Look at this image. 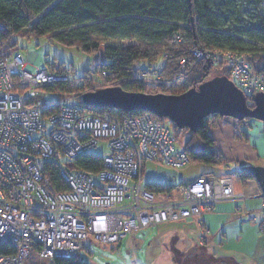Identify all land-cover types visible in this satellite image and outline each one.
<instances>
[{"label": "built area", "instance_id": "1", "mask_svg": "<svg viewBox=\"0 0 264 264\" xmlns=\"http://www.w3.org/2000/svg\"><path fill=\"white\" fill-rule=\"evenodd\" d=\"M223 62L228 78L244 93L264 92V71L253 70L246 55L213 46H193L177 65L181 71L199 60ZM20 50L0 52V243L14 252L0 255V264H24L38 247L42 259L74 258L91 236L114 243L134 230L163 222L200 217L220 201L260 197L264 231V188L252 195L226 188L227 179L201 173L166 197L144 189V163L173 168L190 162L174 147L168 120L143 112L119 117L84 103L79 78L59 64L25 70ZM105 71L91 77L102 87ZM137 78L149 83L169 81L157 63L139 69ZM102 143L101 168L90 173L72 166L76 156ZM57 165L65 189L58 190L46 162ZM199 239L208 230L199 222Z\"/></svg>", "mask_w": 264, "mask_h": 264}, {"label": "trees", "instance_id": "2", "mask_svg": "<svg viewBox=\"0 0 264 264\" xmlns=\"http://www.w3.org/2000/svg\"><path fill=\"white\" fill-rule=\"evenodd\" d=\"M261 1L0 0V52L11 49L18 34L47 36L86 54L101 52V61L95 64L94 69H85L79 77L76 90H80L81 94L95 89L91 77L102 71L106 74L103 86L119 85L125 90L147 93H180L212 76H228L223 62L212 63L203 59L181 71L177 62L193 46H213L241 52L246 55L247 63L253 70L264 71V15L260 8ZM9 39H12V43L6 44ZM138 61L145 64L137 66ZM150 63H157L160 72L170 82L149 83L137 78L139 69ZM216 67L223 68L226 74L219 69L216 71ZM59 68L63 69L61 65ZM179 83L182 88L175 90ZM253 95L245 93L249 107L254 106ZM101 108L121 118L146 112ZM216 115H208L203 124L193 131L186 127L178 128L168 120L175 140L182 129L189 132L182 149L190 160L212 166L226 163L209 133V119ZM262 131L264 134V123ZM72 166L96 173L101 168V156L94 152L78 155ZM46 168L50 183L58 190L65 189L57 165L49 161ZM235 172L241 179H254L251 174L240 171L239 167ZM181 184L147 181L143 186L150 193L166 197L179 189ZM37 250L38 247L24 264H41L32 256L38 255ZM13 252L12 243H0V255ZM48 259L51 264H87L79 255Z\"/></svg>", "mask_w": 264, "mask_h": 264}, {"label": "rangeland", "instance_id": "3", "mask_svg": "<svg viewBox=\"0 0 264 264\" xmlns=\"http://www.w3.org/2000/svg\"><path fill=\"white\" fill-rule=\"evenodd\" d=\"M260 8L264 15V0L261 1ZM14 40L16 43L11 50L18 49L22 52L24 57L28 59V62L25 65V70L31 73L35 72L36 68L43 64L56 63L69 70L75 77L79 78L85 69L93 70L95 64L101 61L102 57L100 51L96 54H86L77 50L73 46H67L53 41L47 36L33 37L21 36L18 34L14 37ZM10 43H12V39H9L6 42V44ZM144 64L145 62L143 61L137 62V66L140 67ZM218 69L219 71H224L223 68H215L216 71H218ZM229 79L231 80V78ZM169 82L170 81H167L166 83ZM181 88L182 85L179 83L175 87V90ZM166 119L169 120L168 118ZM219 119H222L220 126L223 128L230 127L232 130V143L227 144L226 149L234 152L236 154L235 156L239 155L248 159L253 153L252 146L249 144L248 130L250 131L251 138H254V133L256 132L255 125L256 123L258 124L262 122L254 118L237 120L228 116L216 115L209 119L208 123L211 125L210 128L218 127ZM188 133L189 132L186 129H182L177 140L174 142L176 150H181L183 148L184 141L189 135ZM92 151L95 154L102 156L105 148L102 143H98ZM251 162L257 161L255 160ZM222 165H226L225 169H227V172L233 177L234 188L236 190L237 175L233 170L239 167L238 164L236 161L230 160ZM143 169V183L147 181L178 183L202 173L205 169H212V171L219 174L218 172H221L220 169H222V167L206 165L199 160L192 159L186 165L176 168L147 161L145 162ZM173 194L176 193L173 192ZM169 223L170 222H163L139 230H134L118 242L114 243H99L93 237L88 236L84 240L85 246L79 251V257L87 264H184V261L182 260L183 257H180L181 255L172 254V252L169 251V248L166 249L165 246L164 248L161 246V234L166 227L172 225ZM233 241L235 242V239ZM211 247L212 246L203 248L206 254L203 256V263L205 264L216 259L229 261L232 258L234 260H239L238 255L232 252L229 255L230 257H224L221 253H212ZM32 256H34L41 264H51L49 259L39 258L36 254ZM172 258H174V260Z\"/></svg>", "mask_w": 264, "mask_h": 264}, {"label": "crops", "instance_id": "4", "mask_svg": "<svg viewBox=\"0 0 264 264\" xmlns=\"http://www.w3.org/2000/svg\"><path fill=\"white\" fill-rule=\"evenodd\" d=\"M221 121L222 119H219L218 127L210 128L209 133L224 159L226 161H236L239 167L244 164H264L262 123H256L254 138H251L248 130L249 144H251L253 149L252 155L248 158L251 159L248 160L239 155L235 156L234 152L226 149V145L232 143V130L230 127L223 128L220 126ZM255 160L257 162H251ZM220 167L222 169H220L221 172H218L219 174L212 171V169H205L202 173H213L218 177L227 179L226 188L234 192L252 195L262 190L255 179H241L235 172L237 169H234L233 171L237 175V189L235 190L233 177L225 169L226 165H221ZM195 176L180 182H187ZM261 201L262 198L260 197H250L241 201H220L215 203L209 212L203 213L200 217H190L170 222L169 224L172 225L166 227L161 234V246L163 248L165 246L166 249L169 248L172 254L181 255L180 257H183L184 264L203 263V256L206 255L203 248L210 246H212V253H221L225 257L232 252L239 257V260L232 258L229 261L216 259L212 262L264 264V231H261L257 224V221L262 216L259 208ZM199 222H202L208 228L203 240L199 239ZM234 239L235 242L233 241ZM172 259L174 260V258Z\"/></svg>", "mask_w": 264, "mask_h": 264}, {"label": "water", "instance_id": "5", "mask_svg": "<svg viewBox=\"0 0 264 264\" xmlns=\"http://www.w3.org/2000/svg\"><path fill=\"white\" fill-rule=\"evenodd\" d=\"M81 99L97 107L143 110L166 117L178 128L186 127L190 131L199 128L210 114L234 119L248 117L264 123V92L254 93V106L249 107L245 93L223 74L212 76L180 93H147L111 85L86 91ZM239 170L251 174L259 186L264 188V164H244ZM208 264L226 263L214 261Z\"/></svg>", "mask_w": 264, "mask_h": 264}]
</instances>
